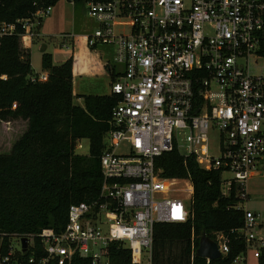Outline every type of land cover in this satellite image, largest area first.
I'll list each match as a JSON object with an SVG mask.
<instances>
[{"label":"built area","instance_id":"2783aa9c","mask_svg":"<svg viewBox=\"0 0 264 264\" xmlns=\"http://www.w3.org/2000/svg\"><path fill=\"white\" fill-rule=\"evenodd\" d=\"M82 3L95 24L82 34L87 47L107 46L112 66H121L110 85L119 100L103 137L100 191L89 202L69 205L60 232L40 231L41 252L32 235H12L6 248L0 236V264H72L76 255L109 264L103 249L114 241L129 248L133 263L151 264L154 225L191 215L190 179L164 177L155 166L174 149L203 169L220 170L222 194L234 188L236 207L244 211L238 232L246 245L264 247L257 214L243 206L249 179L264 165V76L248 66L258 54L264 0ZM52 7L12 21L0 13V38L15 35L29 48ZM46 78L45 72L29 77ZM122 145L126 152L118 151ZM214 241L225 255L227 237L218 232ZM241 260L240 253L232 264Z\"/></svg>","mask_w":264,"mask_h":264},{"label":"trees","instance_id":"16d2710c","mask_svg":"<svg viewBox=\"0 0 264 264\" xmlns=\"http://www.w3.org/2000/svg\"><path fill=\"white\" fill-rule=\"evenodd\" d=\"M58 1L2 0L0 13L2 18L12 21ZM80 3L82 0H74V4ZM81 38L86 45L83 35ZM87 49L101 57L111 84L117 73L108 54ZM257 52L264 56V26L259 32ZM73 62L71 54L62 63L54 64L51 53L42 51L40 68L47 78L31 81L30 51L20 47L15 35L0 38V123L14 119L27 122L10 152L0 153L3 248L12 235H32L41 252L40 231L52 228L60 232L67 222L71 203L89 202L99 194L103 137L109 129L111 109L119 97L110 92L76 93ZM74 97H82L83 105L74 103ZM81 139L88 140L87 154L75 152ZM155 166L164 177L189 178L193 190L187 221L154 225L151 264H232L246 249L238 232L243 226L244 211L236 207V190L233 188L223 195L220 170L203 169L193 157H184L176 149L157 157ZM218 232L227 237L228 252L209 262L196 256L200 237L205 234L215 240ZM103 254L109 264H136L123 242H110ZM72 264L90 262L89 258L76 255ZM257 264H264V247L259 250Z\"/></svg>","mask_w":264,"mask_h":264},{"label":"crops","instance_id":"0c3cea01","mask_svg":"<svg viewBox=\"0 0 264 264\" xmlns=\"http://www.w3.org/2000/svg\"><path fill=\"white\" fill-rule=\"evenodd\" d=\"M65 1L69 3V0H59V2L53 5L50 14L40 20V23L35 27V35L32 38L31 45L35 41L36 37L58 39L59 44L55 45L53 49L48 51L52 55L53 63L59 64L65 61L72 54L74 56L72 68L74 91L78 94H88L84 91L88 90L89 88L86 86L83 87L82 83L88 81L90 83L89 87L92 88L94 85H100L99 83L101 80L105 79L107 81L109 80L110 84L109 73L106 71L102 60H100L101 57H99L97 54H91L84 44V40L81 38V35L86 29H83L84 25L81 27L78 26L75 21V13H77L76 9L79 4L70 2L75 10L72 12L73 14L71 15V21L69 20V9ZM69 26L73 28L72 32H69ZM61 47H65V51L67 52L65 55L61 56V59L58 62H56L55 56L60 55V53H64V50ZM27 49L30 50V47ZM43 51H45V49ZM80 86H82V89H80ZM109 92L110 86L106 93ZM79 98L80 97H78V100ZM246 191L247 200L243 206L247 210L253 211L257 214V220L260 225L259 230L260 232L264 233V211L261 209L262 207H259V204L264 202V165L260 167L258 171L255 172L254 175L249 179ZM250 201L253 209L248 206Z\"/></svg>","mask_w":264,"mask_h":264},{"label":"rangeland","instance_id":"374dc122","mask_svg":"<svg viewBox=\"0 0 264 264\" xmlns=\"http://www.w3.org/2000/svg\"><path fill=\"white\" fill-rule=\"evenodd\" d=\"M59 2V1H58ZM65 3L68 6L69 9V20L72 21V12L74 10V7L69 3L65 1ZM55 5V4H54ZM76 9V8H75ZM77 13H75L76 18L75 21L78 26L84 25L83 29L90 30L95 27L94 22L88 18L85 12L84 5L80 3L77 6ZM75 11V10H74ZM73 28L69 26V32H72ZM85 30V31H86ZM83 31V30H82ZM59 41L58 39L53 38H37L35 41L30 45V60H31V69L32 74L36 75L41 73L40 68V61H41V53L45 49V51H50V49H53L55 45H58ZM44 46V47H43ZM66 47V46H65ZM65 47H61L64 50V53H60V55L55 56L56 62H58L61 59V56L65 55L67 51ZM70 49V44H69ZM97 49L103 52H109V48L105 45H98ZM70 54V51H69ZM108 56L111 57V53L108 54ZM62 63V62H61ZM60 64V63H59ZM249 70L254 75H261L264 76V56L255 54L251 55L248 61ZM115 70H120L121 66L115 65ZM95 82V81H94ZM89 82H83V87H88V90H85L86 93H92V94H102L106 93L108 91V88L110 86L109 80L102 79L99 83L100 85H94L92 88L89 87ZM82 89V86H80ZM74 103L76 104H83V98L80 97L78 100V97L74 98ZM27 127L26 120L23 119H14L10 121H2L0 123V153L6 154L9 153L12 147V144L21 136V134L25 131ZM118 151L126 152V146L122 145L119 147ZM75 152L78 154H87L88 153V140L87 139H81L77 141ZM259 204V203H258ZM250 208H252L251 201L248 205ZM259 207H262L261 209L264 211V202H261L259 204ZM253 209V208H252ZM260 250V247L256 245H246V249L244 252H241V256L244 257V261H240L237 264H257V255Z\"/></svg>","mask_w":264,"mask_h":264},{"label":"water","instance_id":"95a60500","mask_svg":"<svg viewBox=\"0 0 264 264\" xmlns=\"http://www.w3.org/2000/svg\"><path fill=\"white\" fill-rule=\"evenodd\" d=\"M22 247L26 246V237L21 239ZM196 256L208 258L209 260H216L221 256L216 242L203 234L198 242V247L195 251Z\"/></svg>","mask_w":264,"mask_h":264}]
</instances>
